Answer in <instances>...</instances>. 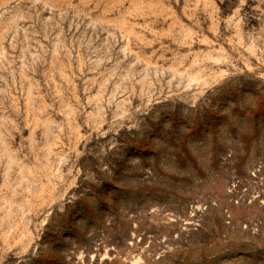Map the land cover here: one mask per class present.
Returning <instances> with one entry per match:
<instances>
[{
	"label": "rangeland",
	"instance_id": "obj_1",
	"mask_svg": "<svg viewBox=\"0 0 264 264\" xmlns=\"http://www.w3.org/2000/svg\"><path fill=\"white\" fill-rule=\"evenodd\" d=\"M0 264H264V0H0Z\"/></svg>",
	"mask_w": 264,
	"mask_h": 264
}]
</instances>
